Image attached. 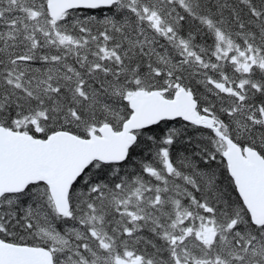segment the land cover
I'll return each instance as SVG.
<instances>
[{"label": "snow or ice", "instance_id": "snow-or-ice-1", "mask_svg": "<svg viewBox=\"0 0 264 264\" xmlns=\"http://www.w3.org/2000/svg\"><path fill=\"white\" fill-rule=\"evenodd\" d=\"M0 264H264V0H0Z\"/></svg>", "mask_w": 264, "mask_h": 264}]
</instances>
